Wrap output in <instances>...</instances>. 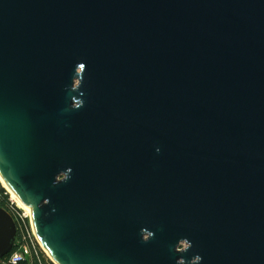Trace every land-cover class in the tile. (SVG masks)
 <instances>
[{
	"label": "water",
	"instance_id": "water-1",
	"mask_svg": "<svg viewBox=\"0 0 264 264\" xmlns=\"http://www.w3.org/2000/svg\"><path fill=\"white\" fill-rule=\"evenodd\" d=\"M0 176L53 264H264V0H0Z\"/></svg>",
	"mask_w": 264,
	"mask_h": 264
},
{
	"label": "built area",
	"instance_id": "built-area-1",
	"mask_svg": "<svg viewBox=\"0 0 264 264\" xmlns=\"http://www.w3.org/2000/svg\"><path fill=\"white\" fill-rule=\"evenodd\" d=\"M11 205V211H9V213L15 222L17 237L15 240V248L13 249L14 252L6 257L2 261V264H20L25 262L27 256H29V252L32 254V249L34 250L29 225L27 223V221L30 220V225L32 228L31 218H29L28 215L20 208L13 205L12 201ZM34 239H36L35 236Z\"/></svg>",
	"mask_w": 264,
	"mask_h": 264
},
{
	"label": "trees",
	"instance_id": "trees-1",
	"mask_svg": "<svg viewBox=\"0 0 264 264\" xmlns=\"http://www.w3.org/2000/svg\"><path fill=\"white\" fill-rule=\"evenodd\" d=\"M11 206L12 205L8 199V196L4 193L2 189H0V208L4 209L9 213V211H11ZM12 252H14V250ZM39 254L34 249L32 251L31 262L28 263L27 261H25L20 264H49L48 261L43 257L42 253Z\"/></svg>",
	"mask_w": 264,
	"mask_h": 264
},
{
	"label": "rangeland",
	"instance_id": "rangeland-1",
	"mask_svg": "<svg viewBox=\"0 0 264 264\" xmlns=\"http://www.w3.org/2000/svg\"><path fill=\"white\" fill-rule=\"evenodd\" d=\"M0 189H2L4 191V193L8 196V199H9V201L11 203V199H10L9 195L7 194V192L1 186H0ZM13 205L16 206L15 203H13ZM27 223L29 225V230H30V233H31V237H32V242H33L34 249L37 251L38 254L39 253H42L43 257L48 261L49 264H53V262L50 260V258L48 257V255L46 254V252L43 250V248L39 245V243L37 242V240L34 239V233L32 231L31 225H30V220H28ZM32 251H33V249H32ZM31 255H32L31 252H29V256H27V258H26V261L28 263L31 262Z\"/></svg>",
	"mask_w": 264,
	"mask_h": 264
},
{
	"label": "bare ground",
	"instance_id": "bare-ground-1",
	"mask_svg": "<svg viewBox=\"0 0 264 264\" xmlns=\"http://www.w3.org/2000/svg\"><path fill=\"white\" fill-rule=\"evenodd\" d=\"M0 186L7 192L9 195L11 201L16 204L18 208H20L22 211H24L29 218H31V211L28 207H26L24 204H22L19 199L10 191V189L7 187V185L4 183L0 176Z\"/></svg>",
	"mask_w": 264,
	"mask_h": 264
}]
</instances>
